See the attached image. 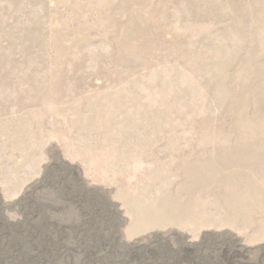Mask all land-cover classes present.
<instances>
[{
    "label": "rangeland",
    "instance_id": "1",
    "mask_svg": "<svg viewBox=\"0 0 264 264\" xmlns=\"http://www.w3.org/2000/svg\"><path fill=\"white\" fill-rule=\"evenodd\" d=\"M48 240L264 264V0H0V254Z\"/></svg>",
    "mask_w": 264,
    "mask_h": 264
},
{
    "label": "bare ground",
    "instance_id": "2",
    "mask_svg": "<svg viewBox=\"0 0 264 264\" xmlns=\"http://www.w3.org/2000/svg\"><path fill=\"white\" fill-rule=\"evenodd\" d=\"M39 246L38 248L35 242L31 241L26 245L18 241L7 242L5 246L7 251L0 254V264H71L69 256H65L64 248L57 241L48 240L47 243L41 242ZM23 247H29L32 250L30 253L20 252Z\"/></svg>",
    "mask_w": 264,
    "mask_h": 264
}]
</instances>
